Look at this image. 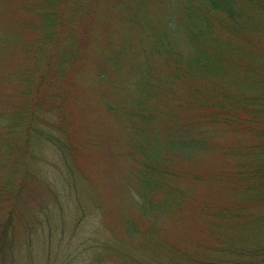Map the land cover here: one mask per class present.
I'll return each instance as SVG.
<instances>
[{
    "label": "rangeland",
    "instance_id": "obj_1",
    "mask_svg": "<svg viewBox=\"0 0 264 264\" xmlns=\"http://www.w3.org/2000/svg\"><path fill=\"white\" fill-rule=\"evenodd\" d=\"M203 4L0 0V237L11 219L12 264H165L157 240L217 261V227L264 244V207L220 218L248 198L235 174L262 161L257 138L200 107L214 84L251 92L245 67L264 54L219 28V44L197 50ZM176 54L215 58L224 80L189 76L194 63ZM147 166L167 173L156 189Z\"/></svg>",
    "mask_w": 264,
    "mask_h": 264
},
{
    "label": "trees",
    "instance_id": "obj_2",
    "mask_svg": "<svg viewBox=\"0 0 264 264\" xmlns=\"http://www.w3.org/2000/svg\"><path fill=\"white\" fill-rule=\"evenodd\" d=\"M203 2L202 10H196L199 25L194 26L190 32L191 42L197 50L211 43L219 44V38L214 34V30L219 28V31L229 30L232 33H229L232 38L243 39L246 45L252 49L260 46L261 52L264 54V0H203ZM245 5L249 7V10L251 9V12L247 13ZM208 13H212L214 16H208ZM250 34L254 38H258L259 41L252 39ZM244 51L241 53L242 55H246ZM176 56V64L194 63L192 70L188 71L189 76L197 74L201 80L210 84L217 81L222 83L225 78L223 67L216 66L218 60L215 58L212 59L208 55L184 57L176 54ZM249 59L245 72L250 79L251 92H239L236 87L227 90L223 85L214 84L206 94H201L203 99L200 107L205 110L209 109L208 120L212 124H225L236 131L247 130L249 134L257 138L256 147L253 149L258 152L263 151L261 153L262 161L250 162L251 168L246 170V167H242L244 171L238 169L239 171L236 172V181L246 182L242 189V195L246 197L248 194V198L222 208L220 210L222 221L230 218L240 221L246 217L245 214L252 206L264 207V61ZM147 168L148 170L144 171L146 174L144 180L151 189H156L158 180H162V175L167 173L162 168L150 166ZM248 219L249 217L246 218V220ZM10 221L11 219L5 225L4 233L0 237V264L13 263L11 257L14 244L8 233L13 227ZM239 230L244 233L242 229ZM215 236L218 245L215 250L220 255V259L217 261H201L197 258H190L172 245L158 240L156 243L159 248L166 251L164 257L168 258L169 256L165 260V264H264V244L256 249H250L243 243L226 239L218 227ZM132 261L134 264H147V261L136 258H133Z\"/></svg>",
    "mask_w": 264,
    "mask_h": 264
}]
</instances>
